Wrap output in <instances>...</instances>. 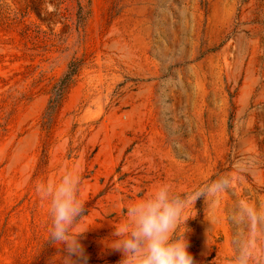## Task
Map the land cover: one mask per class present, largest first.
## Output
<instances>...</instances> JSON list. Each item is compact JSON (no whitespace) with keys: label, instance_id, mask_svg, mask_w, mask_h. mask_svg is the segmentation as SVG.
Wrapping results in <instances>:
<instances>
[{"label":"rangeland","instance_id":"1","mask_svg":"<svg viewBox=\"0 0 264 264\" xmlns=\"http://www.w3.org/2000/svg\"><path fill=\"white\" fill-rule=\"evenodd\" d=\"M78 176L54 241L36 185ZM162 183L194 264L264 247L239 214L264 215V0H0V264H120L113 230Z\"/></svg>","mask_w":264,"mask_h":264},{"label":"clouds","instance_id":"2","mask_svg":"<svg viewBox=\"0 0 264 264\" xmlns=\"http://www.w3.org/2000/svg\"><path fill=\"white\" fill-rule=\"evenodd\" d=\"M79 183L78 176L74 181L63 179L52 191L46 184L36 185L39 196L49 204V235L54 241L67 242L69 227L83 215L84 205L78 196ZM229 186V178L220 176L206 187L199 188L195 200L202 197L215 205L218 203L217 194ZM187 203L184 196L174 193L169 185L163 183L130 202L123 225L112 232L115 237L112 248L121 253L120 264H194L185 237L187 229L182 235L176 234ZM239 214L247 219L250 239L256 241L257 233L264 225V215L256 204L248 201L240 202ZM76 243L81 253L79 242ZM234 264H264V247L249 251L245 245Z\"/></svg>","mask_w":264,"mask_h":264},{"label":"trees","instance_id":"3","mask_svg":"<svg viewBox=\"0 0 264 264\" xmlns=\"http://www.w3.org/2000/svg\"><path fill=\"white\" fill-rule=\"evenodd\" d=\"M72 74H73V73L71 72V73H69V74L66 76V78L64 79V81H63V83H62V87H61V89H60L59 91H63V89L65 88V85L69 82V80H70ZM60 94H61V93H60Z\"/></svg>","mask_w":264,"mask_h":264}]
</instances>
